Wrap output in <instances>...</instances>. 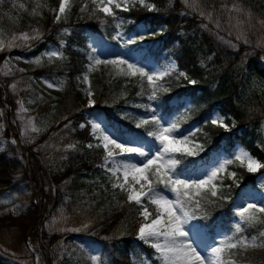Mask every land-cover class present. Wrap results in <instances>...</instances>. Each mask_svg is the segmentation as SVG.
<instances>
[{
	"label": "trees",
	"instance_id": "16d2710c",
	"mask_svg": "<svg viewBox=\"0 0 264 264\" xmlns=\"http://www.w3.org/2000/svg\"><path fill=\"white\" fill-rule=\"evenodd\" d=\"M3 1L7 5L9 0ZM13 1L29 9L35 6V0ZM42 2L58 7L59 0ZM149 2L156 6L155 11L139 5L130 12L118 11V15L127 21L119 29L111 18L107 24H101L87 15L81 17L77 6L67 23H54L53 14L44 11L37 24L27 23L23 18L21 26L9 31L11 35L39 27L44 33L43 39L34 42L31 50L17 49L19 54L28 57L41 54L49 46L60 48L61 40L65 42L62 48L65 59L32 72L37 77L65 81L60 95L51 101H42L32 112V115L47 118L43 128L32 133L33 139L29 142L21 136L18 123L13 122L19 143L31 153L44 173L49 197L52 198L50 211L39 231L38 240L45 254L59 253L65 240L72 238L83 244L97 245L102 264H145V261L159 264L154 250L137 238L139 218L135 208L119 207L116 200L125 199L119 193H116V200L112 199L107 176L99 167L103 150L86 147L94 141L84 115L93 109L104 115L114 134L122 137H132V134L147 136V130L151 129V125L136 127L140 119L151 115L136 105L151 104L165 121L187 114L181 128L185 134L194 132V143H200L204 148L198 156L186 158L185 164L189 169H194L199 161L202 169L209 166L212 154L231 157L236 147L247 150L264 163V88L261 85L264 83V46H258L264 41V30L257 26L256 30L248 33L250 42L245 44L237 41L235 34L229 36L226 30H218L213 23L186 8L183 0ZM232 2L200 0V5L206 11L215 9L224 24L220 6ZM239 2L252 11L254 18L264 19V0ZM64 28L69 29L68 34L63 33ZM117 31L122 33V37L113 39ZM145 31L159 34L144 40L145 46H140L138 41L127 44V47L143 51L140 56L142 62L150 60L163 69L169 62H175L178 71L163 81L169 90L160 92L157 100L149 101L147 95H137L140 89L135 80L127 82L126 78H116L109 83L110 76L94 75L90 80L96 103L92 108L87 107L86 94L81 90L87 86L79 83L77 77L87 71L88 53L96 47L95 41L101 38L117 47ZM226 40H231L237 47L229 46L224 42ZM8 56L7 51L0 52V67ZM179 72L186 73L197 83L190 84L183 77L177 79ZM14 82L15 76H4L0 72V112L5 113L6 106L10 114L13 113L19 107L17 100L28 97L19 86L17 93L11 91L9 85ZM122 94H125L123 98ZM216 114L226 118L229 131L211 124ZM69 121V127L65 128ZM232 121H235L234 127ZM81 124L86 126L81 128ZM12 134L6 125L1 135L5 144L0 146V196L13 194L29 182L23 154L17 143H11L13 139L17 141ZM69 144L77 147L67 149ZM180 167L183 169L184 165ZM228 169L237 173L238 186L226 180L224 185L230 187L223 191L230 198L208 205L207 216L198 220L211 239L218 232H231L237 222L232 198L241 188L257 187L258 179L264 176V169L249 173L239 166V162L228 166ZM105 187L109 189L107 192ZM13 217L12 205L0 204V264H36L37 252L26 243V229L23 225L13 224ZM84 222H91V227L78 232L60 230L79 228ZM261 231H264V223H257L245 226L244 234L258 236ZM239 259L241 264H264V249H249Z\"/></svg>",
	"mask_w": 264,
	"mask_h": 264
},
{
	"label": "snow or ice",
	"instance_id": "6c2138e0",
	"mask_svg": "<svg viewBox=\"0 0 264 264\" xmlns=\"http://www.w3.org/2000/svg\"><path fill=\"white\" fill-rule=\"evenodd\" d=\"M183 3L186 8L213 23L218 30H226L229 36L235 34V39L245 44L250 42L248 33L256 30L257 26L264 30V19L254 18L252 11L244 7L239 0H233L231 4H221L219 12L224 14V24L221 23L216 10L206 11L201 7L200 0H183ZM137 5L149 11L156 10V6L149 0H59L58 7H50L42 0H35V6L29 14L43 18L44 11H48L53 14L54 23H67L73 8L78 6L81 17L87 15L89 18L99 20L101 24H107L108 18H111L112 21L117 22L115 27L119 29L127 21L118 15V11L130 12ZM19 7L25 12L29 11L24 4H20ZM62 31L68 34L69 29L64 28ZM157 34L159 33L145 31L135 38L124 41V44L142 42ZM43 36L44 33L40 28L35 27L31 28V31L14 32L10 38L5 39L0 29V51L13 48L31 50L34 42L41 41ZM121 37L122 33L117 31L113 39ZM224 42L233 48L237 47L231 40ZM64 43L61 40L60 48L48 49L25 62L41 65L45 60L50 64L63 60L65 59L62 51ZM258 46H264V41ZM87 58V71L77 77V81L87 86L81 90L88 97V107H93L96 103L90 74L99 71L101 66L105 69L110 68L109 83L116 78H126L127 82L135 80L136 86L140 89L137 95H147L149 101L157 100L160 92L169 90L163 83L164 78L178 71L175 63L169 64L167 68L156 70L139 62H130L122 55L101 59L96 48L89 51ZM17 59L22 58L17 57ZM4 66L7 67L4 74L12 75L14 66H9L8 60H5ZM16 71L24 70L16 69ZM181 77L188 80L190 84L197 83L189 79L184 72L178 73L177 79ZM42 83L48 89L63 90L65 86L63 80L43 79ZM18 84L19 82L9 85L14 94L19 91ZM124 95L122 94V98ZM38 98L43 99V97ZM34 102V100L28 101V103ZM17 104L19 105L17 119L22 122L21 136L30 142L33 139L31 134L38 133L41 129L37 127L36 117L30 115V110L25 107V101L22 98L18 99ZM136 106L144 108L151 114L150 117L142 118L136 124L137 128L151 125V129L147 130V136L153 138L151 141L143 137H122L114 134L103 126V121L97 115L96 118L87 122L91 126L90 134L94 142L88 143L86 147L103 150L102 163L99 167L107 176L113 193L112 199L116 200V193H119L125 197L123 201L116 200L119 207L135 208L139 218L137 238L154 250L155 259L159 261V264H241L239 257L247 250L264 249V231H261L258 236L244 234L245 226L264 223L262 219L264 218V201L249 202L239 207L236 211L238 221L230 233L222 234L218 240L212 239L209 242L200 227L191 223L207 216L208 205H215L218 201L230 198L223 191L226 187L225 178L232 179L238 186L237 173L228 171V166L239 162V166L245 168L247 172L256 173L264 169V163L247 150L239 148L231 157L216 160L203 169L190 170L185 164L186 158L198 156L204 148L194 143V132L185 134L181 131V123L187 119V114L175 120L165 121L151 104ZM225 120L224 116L216 114L215 118L211 119V124L229 131L230 126ZM70 123L71 121L64 127L68 128ZM85 126V124L80 125L81 128ZM232 126H235V121H232ZM11 143L15 144V139ZM66 147L75 149L77 145L69 144ZM181 165H184L183 169ZM104 190L107 192L109 189L105 187ZM3 202L0 200V203ZM90 227L91 222H84L79 228L60 230L78 232ZM39 259L37 256L36 264H39ZM89 260L91 264H102L101 257L98 255H90ZM145 264L149 262L145 261Z\"/></svg>",
	"mask_w": 264,
	"mask_h": 264
},
{
	"label": "rangeland",
	"instance_id": "374dc122",
	"mask_svg": "<svg viewBox=\"0 0 264 264\" xmlns=\"http://www.w3.org/2000/svg\"><path fill=\"white\" fill-rule=\"evenodd\" d=\"M3 0H0V29H2L3 38L7 39L10 38L9 31L14 30L17 27L21 26V22L23 18L27 19V23H34L37 24L39 21L38 16L33 17L29 14L31 9L28 12H25L23 9L19 7L20 2L9 0L7 5ZM15 5V6H14ZM30 28V27H29ZM146 42H141L140 46H145ZM95 48L97 50V54L101 56V59L104 58H114L116 55H122L124 58L128 59L130 62H139L142 65H146L149 68H154L156 70H161L163 68L158 67L150 60H145L142 62L140 59L141 54L143 51H139L138 49H130L124 43L120 44L119 46L115 47L111 43H107L104 39H97L95 41ZM18 48H13L11 50H6L9 53L7 60L9 61V66H14L13 74L12 75H5L4 72L7 71V67L4 64L0 67V72L4 76H15L16 82H19L18 86L28 94V97L24 98L25 107L30 110V115L32 112L37 108V106L42 103V101H51L55 99L58 95L61 94L60 90L56 89H48L42 83L43 77H37L32 75V72L41 68L42 66L49 65L50 63L45 60L41 65H36L34 63H27L26 60H32L34 57L39 56L40 54L32 57H28L25 55H21L18 53ZM49 49H56L53 46H49ZM48 50V49H47ZM2 51V52H6ZM1 52V51H0ZM45 52V51H44ZM43 53V52H42ZM17 57H21L22 59H17ZM174 62H170L171 64ZM16 69H23L24 71H16ZM109 69L103 68L99 71H96L91 76L99 75L109 77ZM49 80V79H47ZM14 82V83H16ZM264 88V83L261 84ZM30 88V90H28ZM1 90V88H0ZM38 97H43V99H39ZM86 100L88 101V97L86 96ZM29 100H34V103H28ZM87 103V102H86ZM88 107V106H87ZM92 108V107H89ZM18 110V108H17ZM17 110L10 114L8 107L5 106V113L1 111L2 115H0V146H4L5 142L2 138V132L4 127L7 125L12 133H17V129L13 125V122L16 121L20 128H22V122L17 119ZM89 113V115H88ZM99 116V119L103 121V126L107 127L110 132L112 130L107 126L105 117L102 113H98L96 110H92L86 112L84 115L86 121L93 120L94 118ZM35 116V115H32ZM36 117V124L37 127L40 129L43 128L45 122L47 121L45 116H35ZM213 119V118H212ZM88 124V123H87ZM91 130V126L88 124ZM167 126V124H165ZM183 132V129L181 128ZM113 133V132H112ZM12 134V135H14ZM18 134V133H17ZM33 135V134H31ZM132 137H143L149 141L152 139L147 136H139L136 134H132ZM200 144V143H197ZM201 145V144H200ZM46 149V146L43 147V150ZM238 149H236L237 151ZM235 151V152H236ZM22 156L25 159V163L29 173V182L27 185L22 186L17 192L13 194H3L0 196V200H3V203L0 204H10L14 210V217H13V224L15 225H23L26 229V243L30 249L37 252V256H39V264H91L89 260L90 255H100V248L97 245H93L90 243H81L77 240L72 238H68L65 240V243L61 245V250L57 254L49 255L45 254L43 251L42 245L39 239V231L42 225V221L44 217L49 213L50 207L52 204V198L49 197V188L44 180V173L42 172L39 164L35 160V158L31 155L30 152L22 150ZM179 155V154H178ZM211 164H213L216 160L225 158V155L222 154H212L211 155ZM202 163L199 161L194 169H202ZM210 164V165H211ZM209 165V166H210ZM206 168V167H205ZM191 170V169H190ZM228 171H230L228 169ZM47 179V177L45 176ZM226 180H231L230 178L224 179V184H226ZM258 186L255 188L245 187L239 189L237 194L235 195L232 201V210L236 215V211L239 207L245 206L249 202H261L264 201V176L258 179ZM263 184V185H262ZM227 186L223 190H227ZM41 206V213L40 207ZM40 214V220L37 222V218ZM238 221V217H236ZM192 224H196L202 230V233L205 238L211 242V238L207 232V229L202 226L198 220H194L191 222ZM221 233L218 232L214 239H220Z\"/></svg>",
	"mask_w": 264,
	"mask_h": 264
},
{
	"label": "water",
	"instance_id": "95a60500",
	"mask_svg": "<svg viewBox=\"0 0 264 264\" xmlns=\"http://www.w3.org/2000/svg\"><path fill=\"white\" fill-rule=\"evenodd\" d=\"M16 137H17V135H16ZM38 218H39V217H38ZM38 218H37V219H38ZM37 222H39V219L37 220Z\"/></svg>",
	"mask_w": 264,
	"mask_h": 264
}]
</instances>
